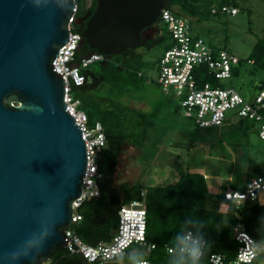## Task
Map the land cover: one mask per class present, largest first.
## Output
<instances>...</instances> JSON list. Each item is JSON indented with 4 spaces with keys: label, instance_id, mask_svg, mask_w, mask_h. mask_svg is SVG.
Listing matches in <instances>:
<instances>
[{
    "label": "water",
    "instance_id": "1",
    "mask_svg": "<svg viewBox=\"0 0 264 264\" xmlns=\"http://www.w3.org/2000/svg\"><path fill=\"white\" fill-rule=\"evenodd\" d=\"M95 1L81 46L108 57L140 48L168 2ZM76 8L0 0V264H46L70 243L88 156L54 62Z\"/></svg>",
    "mask_w": 264,
    "mask_h": 264
},
{
    "label": "trees",
    "instance_id": "2",
    "mask_svg": "<svg viewBox=\"0 0 264 264\" xmlns=\"http://www.w3.org/2000/svg\"><path fill=\"white\" fill-rule=\"evenodd\" d=\"M76 2L78 24L74 26L73 31L82 34L97 8V2L94 1L91 7L87 0H76ZM215 4L220 8L229 6L230 2L228 0H168L166 9L178 16L204 22L212 15H219L212 13ZM82 19L84 20L81 21ZM157 30V36L145 42L140 48L121 55L105 56L103 61L90 66L85 70L86 84L74 89L75 99L81 101L82 109L88 115L90 124H102L107 145L98 156L100 197L84 202L77 212L83 220L72 230L90 246L110 241L118 227L122 206L132 201L145 200L147 244L148 247L155 246V249L150 251L148 247L144 249L147 250L146 258L152 264H169L173 259L168 252L173 243L172 237L184 231L200 235L207 241V256L203 258L202 264H211L209 256L213 253L234 257L238 244L233 237V230L238 225H242L257 241H264V199L248 201L237 208L234 204L226 202L222 193L216 198L217 202L226 204V211L209 213L205 209L209 185L206 177L201 173L184 175L176 185L170 187L135 185L123 186L119 189L116 186V174L124 147L131 145L144 149L148 142L147 116L123 100L130 93L144 87L145 72L153 68L146 61L145 51L163 44L167 50L172 45L167 28L160 22L157 24ZM90 53L91 49L84 44L79 55ZM248 61L264 66V39L258 42ZM209 81L212 79L204 77V82ZM147 155L149 159L155 156ZM255 176L264 177V165L250 159L247 179ZM232 186L236 189H244L245 185ZM50 263L83 264V261L80 255H73L68 250L62 249L54 254Z\"/></svg>",
    "mask_w": 264,
    "mask_h": 264
},
{
    "label": "built area",
    "instance_id": "3",
    "mask_svg": "<svg viewBox=\"0 0 264 264\" xmlns=\"http://www.w3.org/2000/svg\"><path fill=\"white\" fill-rule=\"evenodd\" d=\"M77 13L78 6L69 23V40L60 49L54 62L56 73L60 74L64 80L66 109L81 130L88 156L83 194L74 203L73 224L66 232L70 240L66 250L70 254L80 255L87 264H130L127 258L129 250L136 247L142 249L148 247L145 200L132 201L122 206L118 227L110 241L90 246L72 230L83 220L77 212L84 202L100 197L98 156L107 145L102 124L91 125L88 115L82 109L81 101L74 96V89L86 84L85 70L103 61L105 57L97 52L79 55L83 37L81 33L73 31L74 26L78 24ZM212 13L236 16L239 10L223 6L213 8ZM159 22L167 28L172 39L171 47L166 50L159 62L158 84L163 92L175 99L200 128L221 127L229 117H236L259 125V136L264 141V85L254 103L247 102L235 89L218 85L219 82L233 77L234 70L241 64V60L227 50L214 49L201 37L193 36L191 19L186 16H178L165 8L157 24ZM206 76L212 81L204 82ZM244 185V189L227 186L223 191L224 200L239 208L248 201H256L264 196L263 176H255L247 180ZM191 234L194 237L197 236ZM249 236L252 237L242 225L236 226L233 237L238 248L234 257L223 253H213L209 256L210 263L245 264V261L249 259L245 254L246 245H250L252 240L259 242L254 237L250 240ZM153 249L155 246L148 247V251ZM120 250L125 251L117 260L114 257ZM206 256L207 249L204 258ZM149 264L152 263L149 261ZM252 264H264V256H258Z\"/></svg>",
    "mask_w": 264,
    "mask_h": 264
},
{
    "label": "rangeland",
    "instance_id": "4",
    "mask_svg": "<svg viewBox=\"0 0 264 264\" xmlns=\"http://www.w3.org/2000/svg\"><path fill=\"white\" fill-rule=\"evenodd\" d=\"M228 2L230 7L239 10L238 15H212L204 22L191 20V33L241 60L233 77L219 84L235 89L247 102L254 103L264 85V66L248 60L258 42L264 39V0ZM145 52L146 61L153 68L145 72L144 87L130 93L123 101L147 116L148 142L144 149L131 145L124 147L116 174L117 188L135 185L170 187L184 175L201 173L209 185L206 211L225 212L227 206L217 202V195L222 194L226 186L245 184L250 159L264 165L260 127L229 117L221 127L200 128L158 85L159 62L166 52L165 44ZM147 154L155 156L149 159ZM263 199L264 196L261 201ZM134 252L144 253L147 257V250L136 247L127 252V258Z\"/></svg>",
    "mask_w": 264,
    "mask_h": 264
},
{
    "label": "clouds",
    "instance_id": "5",
    "mask_svg": "<svg viewBox=\"0 0 264 264\" xmlns=\"http://www.w3.org/2000/svg\"><path fill=\"white\" fill-rule=\"evenodd\" d=\"M247 234V233H246ZM252 240V237L249 236ZM172 246L168 249L169 254L173 257L169 264H202L208 248L207 242L200 235L193 236L190 231H184L181 234L172 237ZM123 251L120 250L115 254V259H119ZM245 254L249 257L245 264H252L258 256H264V241L256 242L252 240L250 245H246ZM130 264H149L144 253L134 252L128 257Z\"/></svg>",
    "mask_w": 264,
    "mask_h": 264
},
{
    "label": "flooded vegetation",
    "instance_id": "6",
    "mask_svg": "<svg viewBox=\"0 0 264 264\" xmlns=\"http://www.w3.org/2000/svg\"><path fill=\"white\" fill-rule=\"evenodd\" d=\"M87 1H88V2L90 1V2H89V7H91V6L93 5V2H94L95 0H87ZM83 20H84V19H82L81 21H83ZM157 32H158V30H157V25H156V27H154V28H151V29L146 30V31L144 32V34H145V37H144L145 42L154 39V38H155V37H154V34L156 33L155 36H157ZM91 53H95V52L91 50Z\"/></svg>",
    "mask_w": 264,
    "mask_h": 264
}]
</instances>
